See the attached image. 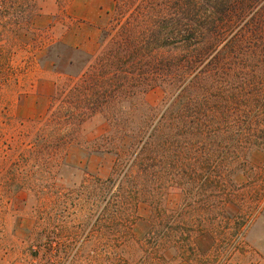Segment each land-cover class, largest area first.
Instances as JSON below:
<instances>
[{
    "label": "rangeland",
    "instance_id": "1",
    "mask_svg": "<svg viewBox=\"0 0 264 264\" xmlns=\"http://www.w3.org/2000/svg\"><path fill=\"white\" fill-rule=\"evenodd\" d=\"M115 2L0 0V264H264V14L234 130L131 163L167 92L87 90Z\"/></svg>",
    "mask_w": 264,
    "mask_h": 264
},
{
    "label": "trees",
    "instance_id": "2",
    "mask_svg": "<svg viewBox=\"0 0 264 264\" xmlns=\"http://www.w3.org/2000/svg\"><path fill=\"white\" fill-rule=\"evenodd\" d=\"M115 1L117 34L86 73L87 90L98 86L104 99L158 85L167 92L163 112L132 147L131 163L145 158L144 145L152 138L190 145L199 130L237 126L243 50L258 42L264 0Z\"/></svg>",
    "mask_w": 264,
    "mask_h": 264
}]
</instances>
